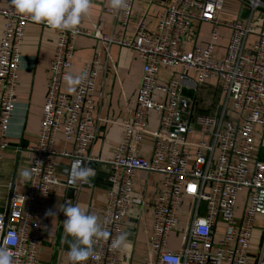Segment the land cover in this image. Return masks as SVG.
I'll return each mask as SVG.
<instances>
[{
    "label": "built area",
    "instance_id": "built-area-1",
    "mask_svg": "<svg viewBox=\"0 0 264 264\" xmlns=\"http://www.w3.org/2000/svg\"><path fill=\"white\" fill-rule=\"evenodd\" d=\"M135 1L128 0L129 6L122 10V15L112 9L107 13L120 16L122 25L127 26ZM242 1L253 11L264 8L262 0ZM224 3L225 0H170L155 31H149L142 20L130 39L104 35L100 27L94 34L84 31L81 25L75 33L55 30L57 40L49 66L38 140L30 148L31 177L22 193L16 191L14 182L8 184V200L0 212V245L8 241L6 247L13 254L14 264H42L39 255L43 223L56 186L64 185L79 192L83 187L95 185L97 170L92 163L100 160L87 154L97 140L94 94L101 66L99 51L84 65L82 73H87L84 82L72 94L64 91V77L70 74L75 43L81 36L97 39L107 50L112 44L129 49L143 63L135 108L123 124L122 141L108 163L111 172L101 224L109 237L94 245L101 259H89L87 264L121 263L122 251L114 250L111 243L124 233L131 208L144 204L141 198L133 196L140 172L162 175L144 264H169L165 259L168 256L175 258V264H264V230L258 251H251L255 222L264 214V160L260 154L255 156L259 128L263 131L259 150H264V33L246 53L245 41L256 31L250 25L223 21L220 15ZM0 16L4 22L0 39L1 169L3 153L9 147L10 123L17 108L21 47L27 26L35 22L17 14L11 0L6 8L0 9ZM194 22L211 26L210 41L205 47L187 51L184 43L194 31ZM222 28L229 29L231 35L225 56L215 61L214 51ZM163 67L180 68L182 72L167 84H159L158 75ZM190 72L196 79L189 77ZM214 77L219 79L238 113L237 122L224 124L220 116H194L193 110L184 106L186 89L195 92L199 84ZM155 93L163 97L155 100ZM151 112L158 114L159 126L150 132ZM60 132L72 142V152L55 148ZM194 132H199L201 140L190 144L188 136ZM147 134L154 139L149 158L139 155ZM191 147L195 148L194 154ZM60 158L70 159V172L76 161L91 168L89 182L70 183L69 174L68 180L61 183L56 176ZM243 190L247 194L239 219L238 202ZM76 201L66 198L65 205L74 206ZM181 219L187 223L181 248L172 251L171 236Z\"/></svg>",
    "mask_w": 264,
    "mask_h": 264
},
{
    "label": "crops",
    "instance_id": "crops-1",
    "mask_svg": "<svg viewBox=\"0 0 264 264\" xmlns=\"http://www.w3.org/2000/svg\"><path fill=\"white\" fill-rule=\"evenodd\" d=\"M170 0H136L129 24L123 26L121 17L108 14L107 10L123 14V11L114 10L109 0H92L93 6L87 17L82 20L81 28L94 34L100 27L104 35L113 38L130 39L139 22L142 20L149 31H155L165 6ZM264 2V0H262ZM8 0H0V9L7 7ZM225 22H239L250 25L256 34L249 35L245 41L244 50L248 53L259 35L264 33V8L255 11L242 0H225L220 15ZM3 18L0 16V39L3 32ZM211 26L206 23L194 22V31L185 39V49L191 51L194 47H205L210 41ZM231 31L226 28L220 30V38L216 43L214 60L223 59L226 54ZM57 33L50 27L39 24H29L25 31L24 42L21 47V69L19 87L17 90V108L10 123L7 143L9 147L3 153L0 169V212L6 206L9 190L8 184L14 182L16 191L22 193L29 179L21 175L24 169L30 170L32 153L38 140L42 121L43 107L47 93L49 66L54 54ZM100 52V71L97 77L94 101L96 110L94 118L97 125V140L88 152V157L100 160L92 163L97 170L94 187H83L79 192L70 190L64 185L56 186L49 199L47 215L43 223L41 238L40 260L42 264H67L66 252L72 238L67 236L63 229L66 217L60 210L65 205L66 198L77 199L79 205L88 214L98 216L99 222L107 203L108 178L111 167L108 164L115 154V149L122 141L123 124L127 121L130 112L135 108L138 90L141 84L143 63L139 56L129 49L112 44L105 49L100 41L92 37L81 36L75 43V56L72 61L70 75L77 76L83 71L84 65L92 59L96 52ZM180 68L163 67L158 75L159 84H167L173 77L180 74ZM191 79H196L193 72L189 73ZM64 91L68 90L67 83ZM163 96L154 94V99ZM184 106L193 110V115L220 116L224 124L237 122L239 115L234 111L218 78L207 80L199 84L196 91H184ZM159 126L158 114L151 112L148 117V131H156ZM263 131L256 132V153L264 158V150L260 152ZM201 140L199 132L188 136L190 144ZM154 139L147 134L139 147V155L151 157ZM55 148L60 152H72L73 144L67 141L60 132L55 141ZM192 154L195 148L191 147ZM70 159L60 158L57 178L61 183L68 180L70 174ZM162 175L158 173L140 172L137 174L133 196L143 200L142 206H133L129 213L124 233L130 247L122 251L120 264H144L148 254V231L152 224L153 207L157 200L161 186ZM246 190L240 193L239 200ZM189 201L186 200V205ZM52 214L49 215L48 213ZM183 210L181 211L182 214ZM184 220V219H183ZM187 224L184 220V225ZM182 242V241H181ZM172 246L173 251L181 248Z\"/></svg>",
    "mask_w": 264,
    "mask_h": 264
},
{
    "label": "clouds",
    "instance_id": "clouds-1",
    "mask_svg": "<svg viewBox=\"0 0 264 264\" xmlns=\"http://www.w3.org/2000/svg\"><path fill=\"white\" fill-rule=\"evenodd\" d=\"M109 3L116 11L126 10L129 6L128 0H109ZM11 4L17 14L32 22L45 24L60 32L73 33L78 31L82 20L89 15L93 6L92 0H11ZM86 78L87 73L77 76L66 74L64 77L70 92L75 91ZM92 173L91 168L83 167L81 162L76 161L70 172V183H88ZM21 175L25 179H30L31 171L24 169ZM60 210L66 217L63 222L64 232L72 238L67 253L70 264H87L89 259L99 261L101 257L95 252L94 245L107 239L109 233L99 222L98 216L86 213L79 205L61 206ZM7 243L5 240L4 244L0 245V264H14L13 254L6 247ZM111 247L119 251L130 247L127 233L117 235L112 240ZM165 259L169 264H175L174 257L168 256Z\"/></svg>",
    "mask_w": 264,
    "mask_h": 264
},
{
    "label": "rangeland",
    "instance_id": "rangeland-1",
    "mask_svg": "<svg viewBox=\"0 0 264 264\" xmlns=\"http://www.w3.org/2000/svg\"><path fill=\"white\" fill-rule=\"evenodd\" d=\"M246 194H247V190L243 194L244 198L243 199L241 198L238 202L237 217L239 219L241 218L242 210H243L244 205H245ZM183 230H184V220L181 219L180 225L174 230V232L171 236V244H170L171 250H172V246L180 245V242L182 241V234L184 233ZM263 230H264V214H260L258 216L256 222H255V232H254V236H253V240H252V244H251V251L252 252L258 251L261 240H262V236H263Z\"/></svg>",
    "mask_w": 264,
    "mask_h": 264
},
{
    "label": "trees",
    "instance_id": "trees-1",
    "mask_svg": "<svg viewBox=\"0 0 264 264\" xmlns=\"http://www.w3.org/2000/svg\"><path fill=\"white\" fill-rule=\"evenodd\" d=\"M262 160H264V158L261 157Z\"/></svg>",
    "mask_w": 264,
    "mask_h": 264
}]
</instances>
